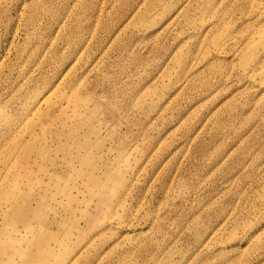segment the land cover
<instances>
[{"label": "rangeland", "instance_id": "obj_1", "mask_svg": "<svg viewBox=\"0 0 264 264\" xmlns=\"http://www.w3.org/2000/svg\"><path fill=\"white\" fill-rule=\"evenodd\" d=\"M0 264H264V0H0Z\"/></svg>", "mask_w": 264, "mask_h": 264}, {"label": "bare ground", "instance_id": "obj_2", "mask_svg": "<svg viewBox=\"0 0 264 264\" xmlns=\"http://www.w3.org/2000/svg\"><path fill=\"white\" fill-rule=\"evenodd\" d=\"M39 104V103H38Z\"/></svg>", "mask_w": 264, "mask_h": 264}]
</instances>
